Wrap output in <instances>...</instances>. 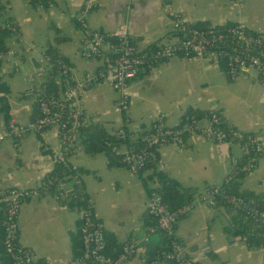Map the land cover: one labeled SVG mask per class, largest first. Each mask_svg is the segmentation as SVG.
Here are the masks:
<instances>
[{
  "label": "crops",
  "instance_id": "obj_1",
  "mask_svg": "<svg viewBox=\"0 0 264 264\" xmlns=\"http://www.w3.org/2000/svg\"><path fill=\"white\" fill-rule=\"evenodd\" d=\"M82 1L43 0L39 6L33 0H0L18 28L17 35H5L1 45L15 50L0 61L2 122L9 118L26 122L37 115L35 97L45 79L38 72L37 58L47 49H53L72 67L76 81L105 62V57L84 59L79 54L84 32L77 24V12ZM169 4L190 23H241L249 30L260 29L264 36V0H244L240 7H231L225 0H100L89 23L111 31L127 21L133 43L144 51L173 37L166 12ZM129 92L130 108L124 114L113 110L118 94L109 84L94 83L85 89L80 102L89 122L76 132V143L82 146L91 124H99L109 135L122 126L138 134L146 131L158 114H164L167 125L176 126L189 107L215 109L227 124L245 134H260L263 150L257 165L236 182L239 190L264 196V86L254 72L229 80L222 65L173 57L138 73ZM126 117L129 124L124 122ZM59 144L54 128L6 138L0 144V197L8 188L31 187L48 176L54 169L53 153ZM244 157L237 144H216L185 135L184 146L166 144L155 152L156 159L166 162L164 169L151 162L133 174L119 158L109 164L104 152L89 154L83 147L70 160L81 172L88 203L103 222L105 236L116 245L148 236V242L127 263L147 264L145 260L151 257L147 247L165 245L162 233L147 230L152 223L147 204L158 184L156 171L184 187L201 190L222 183L232 160ZM232 216L223 205L197 204L179 220L175 234L199 264H264V245L249 246L242 237L226 232ZM79 224L78 212L64 200L52 195L33 197L21 206L19 241L35 251L40 264H80L75 256L80 244Z\"/></svg>",
  "mask_w": 264,
  "mask_h": 264
},
{
  "label": "built area",
  "instance_id": "obj_2",
  "mask_svg": "<svg viewBox=\"0 0 264 264\" xmlns=\"http://www.w3.org/2000/svg\"><path fill=\"white\" fill-rule=\"evenodd\" d=\"M100 0H83L77 12V24L84 32V40L79 54L84 59L105 57V62L93 72H89L81 81L73 78L72 67L64 62L55 63L52 56L42 52L37 60L39 74L44 80L37 89L35 102L37 115L20 122L9 118L0 120V144L8 137H20L26 133H36L54 128L60 144L53 153V165L58 168L55 174L46 176L39 184L31 187H11L1 192L4 215L1 220L3 230V248L11 264H40L35 251L19 241V217L22 204L33 197L52 195L67 200L70 192L82 184L81 172L70 158L82 146L75 141L76 132L87 125L88 118L82 108L80 96L94 83L105 82L118 94L113 110L126 114L130 108L129 87L131 81L143 70H150L161 62L173 57L185 60L202 59L223 66L229 80L254 72L257 81L264 86V36L260 29L249 30L241 23L196 25L186 21L169 4L166 12L172 22V38L159 42L156 46L141 51L133 43L127 21L111 31L94 28L89 23L91 12ZM231 7H240L244 0H225ZM43 0H36L42 6ZM0 29L9 30L17 35L18 28L0 3ZM33 47V45H31ZM15 53L14 49L0 46V61ZM55 69V78L62 89L58 94L47 93L45 80L47 74ZM3 92L0 90V97ZM125 124L130 121L126 117ZM118 144L112 147L113 153L125 168L133 173L142 172L150 161L156 162L160 169L166 162L155 158V152L163 145L184 146L183 135L191 138L203 137L216 144H237L243 149L245 157L235 158L223 179L216 185H206L195 190L192 197L176 209H170L161 196L152 191L147 213L152 223L148 232H162L167 241L164 248L157 250L146 259L147 264H199L175 234L179 220L197 204L215 205L222 198L224 206L231 213L240 212L253 226L264 228V208L252 199L237 193H229L223 187L250 173L257 165L263 144L260 134H245L236 127L227 124L218 110H210L197 118L184 112L176 126L164 121V114L156 115L146 131L138 134L130 132L124 126L114 132ZM80 216L79 238L80 264L87 261L96 264H127L148 242V236L123 242L115 253L107 252V241L103 222L91 210L77 211Z\"/></svg>",
  "mask_w": 264,
  "mask_h": 264
},
{
  "label": "trees",
  "instance_id": "obj_3",
  "mask_svg": "<svg viewBox=\"0 0 264 264\" xmlns=\"http://www.w3.org/2000/svg\"><path fill=\"white\" fill-rule=\"evenodd\" d=\"M33 2H36V0H33ZM8 33L9 30L0 29V46L2 45V40L4 36L8 35ZM46 52L52 56L55 63H60V62L67 63L63 58L59 57L53 49L49 48L46 50ZM55 74L56 72L54 69L50 71L46 76V80L44 84L47 93L58 94V92H60L62 89L60 82H58V80L55 78ZM0 90L2 91V89ZM3 96H4V92L3 95L0 97V102ZM209 111L210 110H194L193 108L189 107L186 112L188 114H193L197 118H199L201 117L199 116L200 114L203 113L202 115H204L206 112ZM83 128L84 127H82V129ZM184 136L185 135H183V139ZM81 144L84 151L89 154L104 152L105 155L107 156L109 164L115 163L116 159L118 158L112 151V147L118 144V140L115 138V134L114 133L112 135L107 134L99 124H91L87 126L84 137L81 140ZM242 159L243 158H240V160ZM151 162L153 161L148 162L145 167L147 168ZM58 170H59L58 168L54 167L53 171L49 175L55 174V172H58ZM156 174H157L158 184L154 188V191H156L161 196L164 203L170 209L178 208L187 199L191 198L194 191L196 190L193 188H187L182 186L176 180L169 177L162 171H156ZM237 186H238L237 182L233 181L228 185L224 184L222 188H224L226 192L237 193L241 196L252 199L255 202H257L259 206L264 208V200L263 201L261 200V198L264 196L260 194H254L252 192L245 190L241 191L238 189ZM64 201L67 203L69 207H71L75 211H81L83 209H87L93 212L92 207L88 203L83 184L77 186L74 189V191L70 192L68 199ZM216 204H220L224 206L222 198H220V200H218ZM2 218L3 217L0 216V264H11L10 258L5 253L3 248V230L1 227ZM79 222H80V216H79ZM224 229L226 230V232H228L233 236L242 237L249 246L264 245V228L253 226L250 223V221L244 219V216L240 212L233 214L232 223L230 224V226L225 227ZM163 236L166 244L167 239L164 234ZM106 239H107V252L115 253V251L119 248L120 245L114 244L113 239L111 237H108L107 235H106ZM164 247L165 245L164 246L149 245L147 247L148 256H153L157 250ZM75 256L76 259L78 260L80 256V244H79V249L75 250ZM84 264H96V263L87 261Z\"/></svg>",
  "mask_w": 264,
  "mask_h": 264
}]
</instances>
